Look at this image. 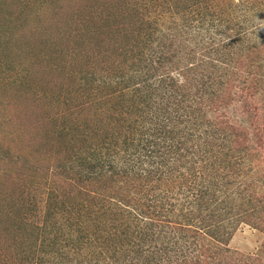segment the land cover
Masks as SVG:
<instances>
[{
	"label": "trees",
	"instance_id": "1",
	"mask_svg": "<svg viewBox=\"0 0 264 264\" xmlns=\"http://www.w3.org/2000/svg\"><path fill=\"white\" fill-rule=\"evenodd\" d=\"M191 2L188 11L200 17L195 27L201 32L194 41L187 36L194 30L184 16L187 8L184 12L178 4L172 9L166 0H125L127 20L121 18L134 27V42L152 45L149 55L138 59L141 70L106 77L93 69L84 71L81 80L77 77V86L70 87L82 97L77 103L84 122L78 130L71 125L67 131H50L52 138L46 145L55 147L58 158L53 167L47 161L20 159V171L53 177L47 213L53 216L52 227L61 239L42 240L41 250L47 246L53 255L41 258V264H215L209 263L210 258L221 264L219 251L209 254L202 246L224 234L225 225L230 235L240 221L264 228V192L256 194L257 184L264 179V0H238L231 7L232 18L217 10L214 0ZM179 14L181 18H176ZM57 68L47 58L45 69L36 67V77L50 76ZM100 81L109 84V90L97 96L95 85ZM128 90L130 100L121 96L129 103L114 101L107 114L110 127L120 125L128 134H119L113 142V147L123 148L119 149L122 155L93 148V136L87 135L92 119L84 114L85 107L107 103L111 97L119 100V94ZM41 102L36 96V107L45 104ZM148 105L151 114L140 115ZM126 111L139 116L120 120L118 116ZM145 121L149 124L144 129ZM45 122L43 116L36 118L38 129L51 124ZM68 134L75 144L66 138ZM255 170L258 175L251 176ZM60 175L70 179L68 191L55 190V184L67 179ZM120 180H125L123 185ZM133 180L139 182L131 188ZM163 184L171 186L165 190ZM125 188L127 193L147 188L146 196L157 190L159 194L152 205L135 213L138 201L127 199V193H121ZM170 197L181 198L182 221L173 219ZM116 198L134 214L120 217L123 212L112 208L118 205ZM64 214L65 223L58 222ZM100 216L105 219L99 220ZM122 218L126 225L116 223ZM63 225L69 228L67 235L61 234ZM61 240L63 247L74 249L72 256L60 252ZM199 244L200 256L189 259L182 254ZM90 253L96 258L84 260Z\"/></svg>",
	"mask_w": 264,
	"mask_h": 264
},
{
	"label": "rangeland",
	"instance_id": "2",
	"mask_svg": "<svg viewBox=\"0 0 264 264\" xmlns=\"http://www.w3.org/2000/svg\"><path fill=\"white\" fill-rule=\"evenodd\" d=\"M124 1L0 0V150L8 151L0 152V264H25L26 261H30L31 264H41V258L48 259L49 254L50 257L53 255L47 246L44 247L45 250H41L42 240L50 241L56 237L61 239L60 234L57 235L55 225L52 227L53 216L47 213L46 201L50 192L49 187L53 186V177L50 175L41 177L33 171H20L19 162L20 159H28L31 162L47 161L53 167L54 161L58 158L55 147L50 149L46 145L52 138L50 131L57 128L67 131L71 125L77 127V130L78 127L81 128L84 121L80 112L83 109H80L77 101L82 97L76 91L73 93L70 90L71 85L74 83L77 86L78 79L87 69H93L104 77L115 72H130L137 68L141 70L143 63L138 62V59L150 53L152 45L149 42L141 43V41L135 43L134 33L132 34L134 27L122 21V16L124 20H127ZM191 1L166 0L168 7L171 6L172 9H174L173 6L177 5L176 7L179 8L180 5V10L185 12L187 8L185 19L193 23L194 29L191 30L192 34L187 36L194 41L199 39L196 33L201 30L195 27L196 24L199 26L196 19L200 17L195 13L191 15L192 11H188V7L193 4ZM215 1L217 10L223 11L227 18L233 17L230 10L238 0H232V5L228 4L230 0ZM181 16L176 15V18ZM156 37L153 36L154 42ZM51 56H61V59L54 60ZM47 58L51 63L56 62L61 70L57 68L48 73L50 76L44 74L45 76L41 78L36 77V67L45 69ZM135 62L138 64L133 66ZM46 79L48 80L45 82ZM41 80L43 81L40 83ZM107 85L109 86L103 81L95 85L97 96L109 90ZM114 86L118 90L117 85L114 84ZM129 92L128 90L124 94L118 93L119 100L111 97L107 103L104 100L86 106L85 102L84 114H88L92 119L87 135L93 136L91 139L93 148L100 149L102 152L108 148L122 155L123 148L113 147V142L119 134L122 137L128 134L124 132V128L120 129V125L110 127V115L107 114H110L114 101H120L119 103H123L124 106L128 104L127 99L130 100L132 95ZM36 96L45 102L42 107L39 105L36 107ZM145 108L140 115L151 114L153 108L150 105ZM135 114L136 112L132 114L131 111H126L118 117L120 120L130 121L131 118L134 119ZM42 116L45 123L51 124L38 129L36 118ZM136 116H139V113ZM147 124L149 122H143L144 129ZM63 125L65 126L62 127ZM78 134L83 135L82 132ZM106 134L108 137L103 138L102 136ZM70 136L66 138L71 140ZM71 142L75 144L73 140ZM12 157H18L19 160L15 162V159H11ZM250 175L256 177L258 171L255 170ZM61 178L67 179L55 184V190L60 192L71 189L70 179L65 175H60ZM133 181L129 186L131 188L139 182ZM124 182L125 180H120V184L123 185ZM263 182L264 179H261L257 184L256 194L264 192ZM167 185L163 184L162 188L167 190L171 184ZM241 188L242 183L240 187L238 186L239 190ZM125 190L126 188L121 193L126 194L127 190ZM146 190L147 188L143 191L130 189L126 194L129 197L127 199L132 198L131 202L135 199L138 201L136 203L139 209L133 210L135 213L152 205L155 202L152 199L159 194L157 190L151 193V196H146ZM108 192L113 193L111 189ZM178 198L170 197L175 207L172 214L173 219L182 221L184 217L178 213L182 201L180 197ZM114 201L116 202L117 198ZM116 203L118 205L112 208L123 212L120 217L134 214L131 207L129 209L120 201ZM243 204L247 208V204ZM262 206L264 208V203ZM65 216L67 214H64L60 220L56 217L57 221L65 223L63 220ZM102 219L105 218L100 216L99 220ZM123 220V218L118 219L116 223L125 224ZM225 226L224 234H219L205 242L207 247L200 244L191 245L184 249L182 254H186L189 259L200 256L202 246L208 249L209 254L219 251L221 264H264V228L258 229L240 221L230 235L226 232ZM95 229L96 227L93 232ZM63 231L61 234L67 235L69 228L64 226ZM62 242L63 240L60 243L63 250L60 252L66 250L69 252L67 254L72 256L74 249L63 247ZM91 254L87 256L85 254L84 260L91 257ZM94 257L96 258L95 254L91 259L93 260ZM107 260L109 259L101 260V262ZM212 260L213 258L208 259L209 263L216 264V260ZM45 264L50 263L45 261Z\"/></svg>",
	"mask_w": 264,
	"mask_h": 264
}]
</instances>
